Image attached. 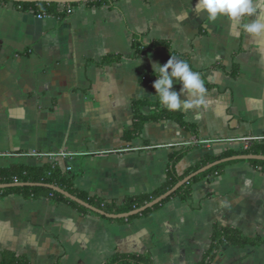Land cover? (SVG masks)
<instances>
[{
  "label": "crops",
  "instance_id": "0c3cea01",
  "mask_svg": "<svg viewBox=\"0 0 264 264\" xmlns=\"http://www.w3.org/2000/svg\"><path fill=\"white\" fill-rule=\"evenodd\" d=\"M196 3H81L70 15L41 19L0 4V170L57 165L77 191L120 205L161 192L206 155L259 142L241 139L264 137V34L250 37L223 18L207 21ZM258 18L264 7L250 19ZM136 40L158 46L136 55ZM171 53L200 73L205 105L177 111L185 127L139 123L134 103H148L142 115L165 109L150 96L156 77L145 83L151 65ZM247 161L193 182L185 199L127 218L81 213L45 197H0V260L14 252L30 264H107L133 254L149 264H197L218 227L257 242H225L212 264H264V172Z\"/></svg>",
  "mask_w": 264,
  "mask_h": 264
},
{
  "label": "trees",
  "instance_id": "16d2710c",
  "mask_svg": "<svg viewBox=\"0 0 264 264\" xmlns=\"http://www.w3.org/2000/svg\"><path fill=\"white\" fill-rule=\"evenodd\" d=\"M112 0H91L88 2H84L86 5H107L110 4ZM11 3L8 1L0 0V4H7ZM15 7H19L20 10L24 12H31L33 14H46V15H53V16H65L66 7L75 6L81 3H71L64 5V8L60 10V4H47V3H11ZM158 46L157 44H153L150 47H141L139 41L134 42V50L135 54L143 53L145 50L150 48H155ZM163 46V45H160ZM171 56H175L174 53H171ZM154 75L151 74L145 83L146 86H149V81ZM148 105L145 102H137L134 103L135 108V118L138 120L139 123L146 122V121H158V120H174L180 126H186L185 122L183 121L182 114L177 111H169L166 109H158L155 112L149 115H142L140 113V109L144 106ZM154 107L157 109L159 104L157 102L153 103ZM186 154V151H181L173 154L172 162L181 159ZM236 155H262L264 156V141H259L252 143L246 148L241 150H227L219 155L216 156H209L206 155L203 159L197 161L193 166H191L182 176H174L172 177L165 185L163 190L159 193H155L153 195H139L135 197L126 198L122 204L114 205V204H104L98 200L90 198L86 196L84 193L77 191L73 188V179L74 177L70 174L65 173L62 171L57 165L47 164L43 167H30L24 165H13L6 169L0 170V184H12V183H41V184H51L60 189L68 192L69 194L77 197L78 199L86 202L87 204L102 210L108 214H123L133 211L137 208L143 206L146 202L151 201L152 199L158 197L166 190L170 189L174 186L180 179L184 176H187L191 172L196 171L197 169L203 167L208 163L215 162L217 160L236 156ZM249 164L254 166L255 168L259 169L260 171L264 172V161H256L250 160L247 161ZM226 164L224 163L217 165L210 170L199 174L198 176L194 177L190 182L180 187L172 196L167 198L166 200L162 201L161 203L153 206L145 210L143 213L146 214L150 211L157 209L160 205L164 202L169 200L171 197L180 196L182 195L183 198H186L187 191H189V186L202 178L207 177L208 175L214 174L221 170ZM170 175H173L172 169L169 170ZM7 195H20L27 199L32 198H50L53 202H62L72 206L73 208L77 209L81 213H90L93 214L90 210L79 206L75 202L65 198L62 195H59L56 192H53L47 188L43 187H10L5 189H0V197L7 196ZM230 243L232 245L243 246L248 244H256L257 241L250 240L242 234H240L236 230L232 229H222L216 227L212 234V245L210 250L206 253L203 260L197 264H212V261L216 257V253L218 248L223 243ZM0 264H30L26 257L17 255L14 252H3L1 254ZM54 264H59L55 262ZM107 264H149V259L147 256H137V255H118L115 256L109 263Z\"/></svg>",
  "mask_w": 264,
  "mask_h": 264
},
{
  "label": "clouds",
  "instance_id": "9594fccd",
  "mask_svg": "<svg viewBox=\"0 0 264 264\" xmlns=\"http://www.w3.org/2000/svg\"><path fill=\"white\" fill-rule=\"evenodd\" d=\"M258 7H264V0H197L195 10L207 21L223 18L248 36L258 37L264 34V19H250L257 15ZM151 67L156 79L152 84L155 94L150 96L156 97L161 107L186 111L205 105V82L187 61L170 56L165 64L153 63ZM176 84L180 85L179 92L173 90Z\"/></svg>",
  "mask_w": 264,
  "mask_h": 264
},
{
  "label": "water",
  "instance_id": "95a60500",
  "mask_svg": "<svg viewBox=\"0 0 264 264\" xmlns=\"http://www.w3.org/2000/svg\"><path fill=\"white\" fill-rule=\"evenodd\" d=\"M4 1H8L11 3H47V4L54 3V4L66 5V4H71V3H84V2L91 1V0H4ZM235 160L264 161V156H262V155H236V156L223 158V159L217 160V161L212 162V163H208V164L204 165L203 167L197 169L196 171L191 172L189 175H187L183 179L179 180L174 186H172L166 192H164L163 194L159 195L158 197L152 199L151 201L145 203L140 208H137V209L130 211L128 213L116 214V215L115 214H108L102 210H99V209L87 204L86 202L78 199L77 197L69 194L68 192L60 189L59 187H56V186L51 185V184H41V183L0 184V189L10 188V187H43V188H47L53 192H56L59 195L64 196L65 198L75 202L79 206H82V207H84V208L90 210L91 212L96 213L100 216H104L107 218H127L129 216L140 214V213L144 212L145 210L152 208L153 206L161 203L162 201H164L165 199H167L171 195H173L180 187H182L183 185L190 182V180H192L194 177L198 176L199 174H202V173L210 170L211 168H213L217 165L227 163V162H231V161H235Z\"/></svg>",
  "mask_w": 264,
  "mask_h": 264
},
{
  "label": "built area",
  "instance_id": "2783aa9c",
  "mask_svg": "<svg viewBox=\"0 0 264 264\" xmlns=\"http://www.w3.org/2000/svg\"><path fill=\"white\" fill-rule=\"evenodd\" d=\"M62 7L64 8V5H62ZM17 8H19V7H17ZM65 9H66L65 13L67 15H70L71 12H72V9L70 7H66ZM37 16H38V18L41 19V18H43V17H45L47 15L46 14H37ZM241 141H243V142H249V141H264V137L263 138H245V139H241Z\"/></svg>",
  "mask_w": 264,
  "mask_h": 264
}]
</instances>
